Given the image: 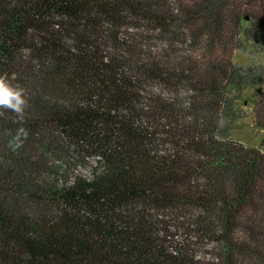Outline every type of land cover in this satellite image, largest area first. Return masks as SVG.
Wrapping results in <instances>:
<instances>
[{"label":"trees","instance_id":"trees-1","mask_svg":"<svg viewBox=\"0 0 264 264\" xmlns=\"http://www.w3.org/2000/svg\"><path fill=\"white\" fill-rule=\"evenodd\" d=\"M261 55L264 0H0V264H264Z\"/></svg>","mask_w":264,"mask_h":264},{"label":"rangeland","instance_id":"rangeland-1","mask_svg":"<svg viewBox=\"0 0 264 264\" xmlns=\"http://www.w3.org/2000/svg\"><path fill=\"white\" fill-rule=\"evenodd\" d=\"M261 58H264V55H261ZM260 59V58H259ZM252 61L250 55L240 52H234L232 56V63L238 66H245L250 64ZM261 85L259 87H246L242 92L238 99H235L234 104L238 109H242L245 113L244 117L237 120L230 128L231 137L243 144L248 148H259L262 152H264V128H259L255 125L254 115H253V95L258 94L261 90ZM230 96H234L235 92L232 89H228L226 92ZM66 148V146L64 147ZM68 150L70 152L66 154H70L68 162H75L77 159H80V154H73L72 149ZM63 161H67L63 159ZM65 162H60L57 164L60 167L65 168ZM94 166V162L88 160V165L84 168H78L74 171L77 175L88 176ZM201 252H207V249H202Z\"/></svg>","mask_w":264,"mask_h":264},{"label":"clouds","instance_id":"clouds-1","mask_svg":"<svg viewBox=\"0 0 264 264\" xmlns=\"http://www.w3.org/2000/svg\"><path fill=\"white\" fill-rule=\"evenodd\" d=\"M28 107L25 89L19 84H12L7 73L0 75V109L13 112L17 122L22 124ZM28 136L26 128L18 127L16 133L9 139L7 147L13 151L22 148Z\"/></svg>","mask_w":264,"mask_h":264}]
</instances>
